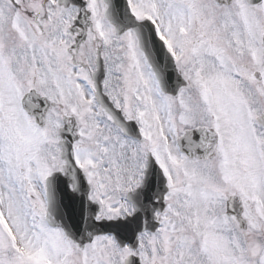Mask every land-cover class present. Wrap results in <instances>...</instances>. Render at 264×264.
<instances>
[{"label":"snow or ice","instance_id":"snow-or-ice-1","mask_svg":"<svg viewBox=\"0 0 264 264\" xmlns=\"http://www.w3.org/2000/svg\"><path fill=\"white\" fill-rule=\"evenodd\" d=\"M0 264H264V0H0Z\"/></svg>","mask_w":264,"mask_h":264}]
</instances>
